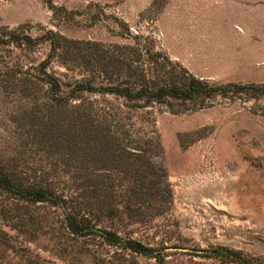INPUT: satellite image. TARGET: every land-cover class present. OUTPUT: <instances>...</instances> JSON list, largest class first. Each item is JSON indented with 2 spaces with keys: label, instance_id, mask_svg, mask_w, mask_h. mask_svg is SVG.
Here are the masks:
<instances>
[{
  "label": "rangeland",
  "instance_id": "374dc122",
  "mask_svg": "<svg viewBox=\"0 0 264 264\" xmlns=\"http://www.w3.org/2000/svg\"><path fill=\"white\" fill-rule=\"evenodd\" d=\"M11 30L32 43H5ZM48 31L67 57L112 58L116 45L140 36L175 76L183 69L209 86L264 85V0H0V171L12 184L53 192L121 241L169 253L221 247L264 264V98L217 95L187 111L168 100L170 112L83 93L54 106L38 71ZM58 61L46 72L82 77L77 62ZM0 264L155 263L73 235L60 206L0 188Z\"/></svg>",
  "mask_w": 264,
  "mask_h": 264
},
{
  "label": "trees",
  "instance_id": "16d2710c",
  "mask_svg": "<svg viewBox=\"0 0 264 264\" xmlns=\"http://www.w3.org/2000/svg\"><path fill=\"white\" fill-rule=\"evenodd\" d=\"M5 43H10L21 50L32 43V40L18 30L4 31ZM0 36V38H1ZM51 31L42 36V42L48 46V57L38 66L42 75V81L46 84L49 100L52 105L60 106L68 101L79 99L83 93L111 94L123 100L124 105L129 108H146L152 105L168 107L170 112L174 104L168 100L176 101L175 104L180 110L191 108H203L205 102L214 96L220 95L232 98L244 96L246 101H258L264 98V85H225L209 86L207 83L198 80L183 69H178V76H175L169 68V61L160 53H152L151 46L147 39L140 36H129L132 42L128 45L115 48V56L112 58L92 55L88 57L68 56V48ZM1 41V40H0ZM2 44V42H0ZM143 49L147 54L146 59L141 60L138 56L130 59L127 53H137ZM72 55V54H71ZM161 58L159 59V57ZM54 59L59 65L66 68V61L77 62L81 69L82 77L79 80L63 81L55 73H47L48 61ZM71 59V60H70ZM171 66V65H170ZM0 188L16 194L22 198L30 199L32 202H49L60 206L63 209L67 229L71 234L79 237L98 236L107 245L116 247L146 259L153 260L155 264H165L167 256L188 257L186 263L179 264H208L204 261H217L222 264H254L252 261L241 256V253L232 249L212 248L211 250H195L188 253L165 251L167 247L153 248L134 240L121 241L116 234L109 231L99 232L90 223L88 216H79L74 212L68 202L60 199L56 202L53 192L45 188H16L10 178L0 171ZM198 258L201 261L193 259Z\"/></svg>",
  "mask_w": 264,
  "mask_h": 264
},
{
  "label": "water",
  "instance_id": "95a60500",
  "mask_svg": "<svg viewBox=\"0 0 264 264\" xmlns=\"http://www.w3.org/2000/svg\"><path fill=\"white\" fill-rule=\"evenodd\" d=\"M168 250L173 251V252H183V253L192 252V251H189L187 249H177V248H172V249H168Z\"/></svg>",
  "mask_w": 264,
  "mask_h": 264
}]
</instances>
